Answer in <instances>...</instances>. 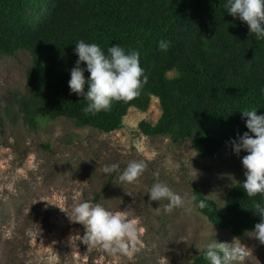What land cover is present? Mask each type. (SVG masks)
Here are the masks:
<instances>
[{
  "label": "trees",
  "instance_id": "trees-1",
  "mask_svg": "<svg viewBox=\"0 0 264 264\" xmlns=\"http://www.w3.org/2000/svg\"><path fill=\"white\" fill-rule=\"evenodd\" d=\"M227 0H0V55L31 54L25 90L11 100L23 120L37 128L42 119H73L79 127L112 132L123 127L131 107L147 111L158 98L157 122L141 120L149 136L191 139L200 157L215 158L231 141L249 131L243 110L264 115V40L226 11ZM83 40L107 49L120 45L140 54L147 75L140 95L114 101L110 111L84 114L88 101L69 88ZM170 42L167 51L158 45ZM85 93L88 90L86 63ZM170 72H174L170 75ZM17 113V114H18ZM250 135L252 133L249 132ZM245 175L229 189L225 211L195 186L198 211L221 229L242 235L260 216L251 210L258 194L248 197ZM203 200L206 207H198ZM198 253L190 264H210Z\"/></svg>",
  "mask_w": 264,
  "mask_h": 264
},
{
  "label": "rangeland",
  "instance_id": "rangeland-1",
  "mask_svg": "<svg viewBox=\"0 0 264 264\" xmlns=\"http://www.w3.org/2000/svg\"><path fill=\"white\" fill-rule=\"evenodd\" d=\"M30 63L28 51L0 55V264H190L210 239L246 248L245 261L233 264H264V244L247 234L251 230L234 235L221 229L195 202L191 212H165L168 200L148 195L157 182L182 196L197 186L225 211L229 189L244 176L246 151L236 154L231 145L215 158L200 157L191 139L144 134L140 121L155 123L162 113L156 97L145 112L131 107L123 127L109 133L67 117L31 128L11 103L25 90ZM133 160L143 161L145 171L134 183L120 182ZM113 163L119 171H102ZM84 200L136 220L142 229L136 248L113 254L78 240L85 228L68 214Z\"/></svg>",
  "mask_w": 264,
  "mask_h": 264
},
{
  "label": "clouds",
  "instance_id": "clouds-1",
  "mask_svg": "<svg viewBox=\"0 0 264 264\" xmlns=\"http://www.w3.org/2000/svg\"><path fill=\"white\" fill-rule=\"evenodd\" d=\"M225 8L233 17L245 22L250 34H254L257 40H264V0H227ZM169 46L170 42L159 41L158 47L162 51H167ZM75 53L78 60L76 66L71 69L69 88L88 101L87 106L82 109L86 115L110 111L114 101H131L140 95L143 85L147 83L148 77L140 65V54L135 49L126 51L120 45L111 46L108 47L106 55L97 43L80 40L75 44ZM81 62L86 63L87 71L90 73L86 93V80L84 69L80 67ZM241 112L242 118L247 117L246 127L249 131L232 140L231 144L236 154L241 150L247 152L242 157L246 177L242 182V188L248 197H255L258 194L264 196V115H257L256 109ZM145 169L146 164L143 161H130L118 179L120 182L134 183ZM102 171L106 174L119 171V164L105 165ZM154 175L158 176V173ZM148 195L152 201L168 200L164 205L165 212H171L173 208H185L191 212L197 200L195 195L184 193L182 196L159 182L151 186ZM198 207L201 209L206 207L205 202L200 200ZM251 210H254L261 219L247 234L264 244V201H253ZM68 216L70 221L84 226V234L79 236L78 240L86 245H100L113 254H129L130 247L135 249L139 243L142 229L138 222L130 219L129 214L124 211L113 212L100 204L84 200L76 202L71 215ZM247 255L246 248L235 244L234 241L227 243L218 242L216 239H210L204 251V256L210 264L243 262Z\"/></svg>",
  "mask_w": 264,
  "mask_h": 264
}]
</instances>
